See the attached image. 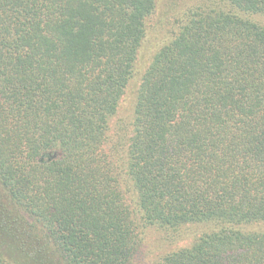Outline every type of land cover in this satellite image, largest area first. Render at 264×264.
I'll use <instances>...</instances> for the list:
<instances>
[{
	"label": "trees",
	"instance_id": "obj_1",
	"mask_svg": "<svg viewBox=\"0 0 264 264\" xmlns=\"http://www.w3.org/2000/svg\"><path fill=\"white\" fill-rule=\"evenodd\" d=\"M156 5L0 0V264H264V0Z\"/></svg>",
	"mask_w": 264,
	"mask_h": 264
},
{
	"label": "rangeland",
	"instance_id": "obj_2",
	"mask_svg": "<svg viewBox=\"0 0 264 264\" xmlns=\"http://www.w3.org/2000/svg\"><path fill=\"white\" fill-rule=\"evenodd\" d=\"M207 1L208 0H157V5H156L157 14L154 15V17L152 16L147 22L149 29L152 30V34L150 40H148L146 43L147 48L144 49V52L147 53L148 48L154 45L155 43L154 35L156 37V41L162 40V36L165 33V31L163 30L164 27L162 26V23L164 24V22H166L164 18L166 15L167 17H169L173 14V12L183 11L189 7H196L197 5H201L203 2H207ZM153 27H154V33H153ZM253 229L264 230V224L255 225L253 226ZM154 238L156 239L155 231L149 229L146 236V241L150 243L151 241L154 240ZM184 243L187 244L188 240L180 243L179 245ZM148 245H149V249L153 251L155 254L162 252L161 249H158L157 247L155 248V246L150 244Z\"/></svg>",
	"mask_w": 264,
	"mask_h": 264
}]
</instances>
